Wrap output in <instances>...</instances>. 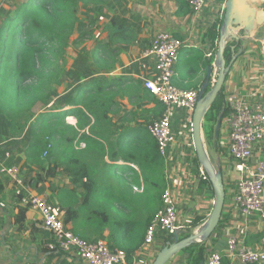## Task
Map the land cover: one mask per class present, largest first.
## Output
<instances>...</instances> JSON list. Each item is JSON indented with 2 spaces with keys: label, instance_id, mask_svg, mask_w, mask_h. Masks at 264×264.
<instances>
[{
  "label": "trees",
  "instance_id": "1",
  "mask_svg": "<svg viewBox=\"0 0 264 264\" xmlns=\"http://www.w3.org/2000/svg\"><path fill=\"white\" fill-rule=\"evenodd\" d=\"M0 1L3 2L4 0ZM176 1L180 9H190L189 0ZM109 2L110 0H28L12 12H5L2 5H0V145L3 148L0 153V161H5V154L7 152L11 153L12 157L5 163L7 165L23 164V175L25 178L27 176L30 177L29 181H26L24 178L25 184L30 188L31 185H34L38 189L41 183H47V181L55 179L56 176L58 166L56 165L57 155L53 143H57L58 148L64 146V158H68L77 164L72 168L74 171L69 173V176L75 185L80 184L81 188L85 190L83 194L78 191L73 194H65L64 203L61 202L60 205L58 204L65 210V224L71 226L73 233L84 240H105L112 250H124L128 255L129 263L133 264L138 247H141L145 242L146 232L154 218V214L162 208V199L159 196V192L162 188L164 191L166 187L164 174L163 178L157 177V163L160 160L163 164L165 163L159 154L156 141L145 136L142 139V145L139 150L132 149L119 152L118 147L119 145L123 146L125 144L126 138H122L121 140L119 136L117 138L119 144L115 143L113 145L110 143L108 149H106L101 142L87 135H83L82 140L87 142L88 150L79 153L80 157H76L75 152L71 153L72 144L78 133L74 135L73 139L70 138L68 133L71 127L64 123L65 114L56 115L55 111L60 110L62 104H76L81 108L78 112L80 116L78 118V129L84 130L90 126L92 121L87 117L86 113L92 114L93 108L91 101L95 96H91L90 92L81 83L100 75V70L95 69V64L89 66L81 58L76 59V62H80L79 68L68 72L69 76L71 74L73 89L65 95H60L57 87L55 89H49L43 99V104L49 102L54 103L52 106L54 114H42L33 121V118H35L32 112L33 103H31L29 108L30 115L24 117L23 113L26 100L22 99V95L23 93L28 94L30 89L25 85L38 83L41 79L39 77L38 60L41 59L40 55L43 51L39 48V45L43 43L44 38L47 39V43L56 46L61 52L66 54L70 46L78 45L88 37V33L84 28L85 17L87 15L84 14L83 10L88 11L93 9L96 13L103 15L106 8L111 9ZM117 20L116 18L113 21L115 22ZM222 25V21L220 24L214 23L209 30L212 45L220 39L221 27H218ZM243 43V41L229 42L224 53L227 65L234 58L231 50L232 47H236L237 54L243 48ZM214 61L213 58L206 60L204 67L208 69L213 66ZM58 84H60V81ZM224 89L225 86L205 116V124L203 127L206 131L207 141L216 140L215 129L218 119L222 116L224 120L229 114L228 108L224 105ZM210 90L211 87L209 86L205 94ZM101 92L102 90L99 88L97 93L101 95ZM150 95L153 96L152 94ZM162 113L163 107L157 101L152 111V118L145 121L141 129L146 131L147 125L152 121L158 120ZM187 117L185 112H180L173 122V128L176 129L184 125L187 122ZM103 119L106 118L101 117L99 121L96 119V122H101ZM107 121L109 127L114 128L116 124L110 120ZM90 128L93 130L94 124ZM44 129L48 130V134L42 137L40 134ZM72 130L74 131L75 129L72 128ZM116 134L117 132L114 133V135ZM93 135L100 139H106L101 134L96 133ZM92 143L95 144V147ZM50 145L51 148L49 149ZM17 148L20 149L17 151ZM94 149L96 152H94L92 157L103 158L108 151L112 160L118 158L119 154L122 153L126 159L139 160L141 162L144 170L142 176L144 190L137 204L150 213L140 227L138 223H129L128 228L132 226L130 228L131 230L127 232L126 230L128 228L125 229L126 227H122L126 223L120 222L113 224L111 216L105 211L102 212V210H97V208L91 210L90 203L93 200L98 203L103 202V197L100 194H104V191L107 192L109 191L108 188H110L107 179L102 173L99 174V171L94 166L90 164L79 165L83 158H85V155L88 159L90 158ZM97 151L100 152V155ZM16 152L20 157L15 156L17 155ZM192 161L195 169L194 172H197L200 168L197 156ZM222 167L224 165L221 164V169ZM67 169L71 171L70 167H67ZM35 171L37 173L32 177ZM137 182L133 183L139 187L140 184H137ZM5 186L0 175V194L5 190ZM199 189V194H202L205 189H209L215 198L214 189L209 180L201 181ZM99 190L102 192L99 193ZM53 192L55 193L54 189ZM16 194L18 200H20L23 194H19L17 191ZM38 194H43V192L40 191ZM93 194L99 195L95 198ZM61 195L58 194L60 198ZM80 199H83V202L79 203ZM107 200H114V197L110 195ZM18 209V213L15 215V221L19 225V229H22L21 227H23L28 218V212L21 208ZM223 214L224 210L222 216ZM205 222V217H196L192 225L198 227ZM224 224V220L221 217L217 229L207 239V243L201 242L193 244L183 250L182 264H206L208 256L215 251L214 244L208 246V243L212 242L215 233L222 229ZM107 230H109L108 234H106ZM90 235H93L94 239H91L92 237ZM189 236L190 234L183 233L181 238L186 239ZM171 237L166 233L159 234L157 238L159 248L163 249L166 247ZM136 240L139 241V244L133 246L137 242ZM215 242L216 240H214ZM51 253L60 254L61 252L55 249L51 250Z\"/></svg>",
  "mask_w": 264,
  "mask_h": 264
},
{
  "label": "crops",
  "instance_id": "2",
  "mask_svg": "<svg viewBox=\"0 0 264 264\" xmlns=\"http://www.w3.org/2000/svg\"><path fill=\"white\" fill-rule=\"evenodd\" d=\"M109 4L111 9L106 8L102 15V18L105 17L102 22L103 29L101 30L103 34L100 35V32L97 34L95 32L96 38L101 40L107 38V41L103 42L105 44H99L103 45L104 50H101L100 47L92 49L94 56L96 58L99 56L104 62L108 61L109 66L107 70H100V75L85 81L87 91L96 98L91 101L92 114L86 113L92 121L91 125L94 124V129L91 130V125L84 130L78 129V118L80 117L78 112L81 108L76 104H62L61 109L55 111L56 115L65 114L64 123L71 127L69 133L73 135V138L78 133L71 148V153L75 152L76 157H80L79 153L88 150L87 142L82 140L83 135L101 142L108 149V145L110 143L114 145L115 138H118L124 131L128 137L131 135L130 132L135 129L141 132L143 130L141 129L142 124L152 118V111L157 99L143 88L142 81L138 76L142 71L143 54L149 49L157 34L168 32L183 40L184 47L179 53V59L182 54L191 56L194 51L201 52L205 60H210L207 58V53L210 52V47L213 45L209 37V30L214 23H220L216 20L215 13L212 10L213 7L207 9L200 18L196 19L190 9H180L176 0H110ZM116 18L118 20L114 22L113 20ZM262 34L264 33L261 31L259 35ZM255 48L257 46L252 49ZM255 55L257 56V54ZM255 55L249 57L251 59L246 61V65L237 75L234 72L230 75V71L225 88L232 87L238 91H244L255 85L258 78L256 65L258 63L255 60ZM246 56L247 54L242 53L238 57L244 61ZM177 68L178 62L176 64L175 84L182 90H200L206 82L208 69L204 65L201 66V62L197 66H189L183 74H180ZM99 88L102 90L101 95L97 93ZM72 89L73 87L66 91L64 89L61 95H65ZM116 91L121 92L123 98L115 99ZM101 117L106 119L98 122ZM107 120L116 124L114 128L109 127ZM72 128L75 130L73 131ZM115 132H117L116 135H114ZM96 133L105 136L106 139L95 137L93 134ZM145 136L153 139L146 130L140 135L133 136L134 141L130 146H127V144L119 145V152L132 149L139 150ZM63 151L64 146L60 148H58V145L55 146L58 169H56L54 180L58 176H60L59 178L62 176L61 182L60 180L56 181V188H53L55 203L57 204L64 203L65 194H73L77 191L82 194L85 192L80 184L75 185L71 180L69 173L74 171L72 168L77 164L68 158H64ZM94 152H96L95 149L89 159L85 155L79 165L90 164L99 171V174L101 173L100 167L107 170L108 174L114 175L118 173L116 172L118 168L121 173H125L132 180V183L138 181L139 187L133 183V188L142 194L144 190L142 177L144 170L139 160L126 159L122 153L119 154L118 158L112 160L108 151L103 158L92 157ZM97 152L100 155V152ZM67 167H70L71 171H68ZM122 167H129V169L127 172H123ZM222 169L226 172L225 166ZM234 174L236 176L235 180H237L238 175L234 172L233 176ZM1 177L6 186L0 194V249L2 254H6L5 258L7 259L0 264H84L75 255L52 254L50 245L53 243V239L48 233L37 227H32L28 222V218L21 227L22 229H19V225L15 221V215L19 210L17 190L6 177ZM50 185V182L45 183L46 188H49ZM29 189L32 190L30 187ZM58 194H62L61 198ZM214 204L215 198L212 194H199L196 192L189 199L186 198V205L180 209L181 220L186 224L184 234L199 232L205 223L194 227L192 222L196 217H205L207 221L213 211ZM230 204L231 194H226L222 216L225 224L220 229L222 233L219 235L215 233L212 242L208 243V246L214 244V252H224L228 234L231 233L237 235L246 247L252 249L262 248L264 246V222L255 219L245 220L230 207ZM69 227L71 228V226ZM214 240H216L215 243ZM137 244H139V241L133 246ZM141 247H138L136 255H140L136 263L133 264H152L161 248H159V252L151 249L149 254L143 253V256H141ZM182 255V252L178 253L167 264H182ZM141 257L144 260H141Z\"/></svg>",
  "mask_w": 264,
  "mask_h": 264
},
{
  "label": "built area",
  "instance_id": "3",
  "mask_svg": "<svg viewBox=\"0 0 264 264\" xmlns=\"http://www.w3.org/2000/svg\"><path fill=\"white\" fill-rule=\"evenodd\" d=\"M249 2L264 7V0ZM225 4L226 0H189V8L196 19L213 7L216 20L220 22L224 20ZM220 27L222 26L218 28ZM261 31L264 33V30H260L245 39L249 40V48L257 46L255 60L258 63V78L255 85L244 91L232 87H226L223 91L229 114L222 134L227 136L223 149L227 150L234 172L238 175L233 188L227 193L231 194L230 207L247 221L255 219L264 222V34L259 35ZM219 40L210 47L208 59L216 61ZM183 47V40L173 34H157L143 54L142 71L138 76L143 88L163 107L161 117L149 123L146 130L156 141L166 169L162 208L147 229L141 254H149L159 234L173 236L177 232L186 231L180 209L186 205V198L199 193L201 181H210L203 167L200 166L194 172L192 160L196 153L193 142L190 144L191 150L187 154L185 152L187 139L183 135L188 130L192 138V117L199 101V90H182L175 84L176 64ZM216 79L217 76L213 78V85ZM180 112H185L188 117L183 125V133L176 135L173 122ZM2 150L0 145V153ZM11 157V153L7 152L5 161H0V175L6 177L19 194H23L19 200V208L27 210L31 226L51 236V250L58 249L69 256L75 255L84 264H130L127 253L121 249L112 250L107 241H87L75 235L65 224V210L52 203L47 195L30 191L25 184L22 169L18 165L5 163ZM119 175L129 180L125 173ZM139 255H135L133 263H136ZM206 264H264V246L260 249L246 247L237 235L230 233L224 252H212Z\"/></svg>",
  "mask_w": 264,
  "mask_h": 264
},
{
  "label": "rangeland",
  "instance_id": "4",
  "mask_svg": "<svg viewBox=\"0 0 264 264\" xmlns=\"http://www.w3.org/2000/svg\"><path fill=\"white\" fill-rule=\"evenodd\" d=\"M27 1L28 0H4L3 2L0 1V5H2L5 12H12L16 10L21 4ZM83 12L84 14L87 15L85 17V27H84L86 32L88 33V37L86 39L82 40L78 45L70 46L66 54L61 52L60 49L57 48L56 46H53L52 44L47 43V39L45 38H44L43 43L39 45V48L43 51V53L40 55L41 59L38 60L39 77L41 79L39 80L38 83H34V84L31 83L29 85L28 84L25 85L26 87H29L30 89L28 91V94L23 93L22 95V99L26 100V103L24 104V107H23L24 117H27L30 115L29 108L31 106V103H33L32 112L35 116V118H33V121L42 114H54V111H52L53 109L52 106L54 103L49 102V103L43 104V99L45 95L47 94V92L49 91V89H55V87H57L59 90V94L61 95L64 89L66 91L70 87L73 86L71 74L69 76L68 72L71 70H77L79 68L80 62H76L77 58H81V60L85 61L86 64L89 66H92L93 64H95V69L97 70H103V69L107 70L108 69L109 62L102 61L99 56H97L96 58V56H94L93 51H92L93 48H97V47H100L102 48L101 50H104L103 45H99V44H102L103 42L107 41V38L105 40L96 38L95 32L96 34L98 32H100V35L103 34L101 30L103 29L102 22L105 17L102 18L103 16L99 13H96V11L93 9H90L88 11L83 10ZM243 41H244L243 43L244 45L242 49L244 51L243 53L247 54L246 59L242 61L240 60L241 58L238 57L236 62L233 64L230 75H232L233 72L235 73V75H237L239 71L243 69L244 65H246V61L248 59H251L249 57L258 53L257 48H255L253 52L252 49L247 46L249 41L247 40H243ZM229 42L231 41L229 40ZM248 51H250L251 53H249ZM178 60L179 61H178L177 69L180 74L185 73L186 70L189 68V66H197L200 62H201V66H203L205 64L204 61L206 62L201 52H194V51L192 52L191 56H186L182 54L180 59ZM59 81H60V84H58ZM85 84L87 83L84 81V83H82V86H86ZM114 97L115 99L117 98L121 99L123 98V95L121 94V92L116 91ZM224 103H225V100H224ZM225 119L222 121V128L220 130V135L216 140L214 141L206 140V131L204 127H203V133H204V144H205L206 154L208 156V159L214 166V168L217 170V167L221 166V164L226 166L225 167L226 172H224L223 170V175H224L223 178H224V183H225V192L227 194L233 188V184L236 182L235 180L236 176L235 174L233 176L234 165L232 161L229 159L227 150L223 149V146L225 145L227 141V136L222 134L225 128ZM204 124H205V120H204ZM173 127H174V123H173ZM183 131H184L183 125L179 128L174 129V132L176 135L183 133ZM143 132H144L143 130H141L140 132L139 130L135 129L132 132H130V134L133 136H137V134L140 135ZM47 134H48V130L44 129L40 135L42 137H45ZM68 135L70 136V138H73V135L71 133H68ZM131 135L129 137L126 136L125 131L123 132V134L120 135L121 140L122 138H126L125 144H127V146H130L132 141H134V138ZM184 137L187 139L186 151H185L187 154V152L191 150L190 144L192 143L191 134L188 133V130L186 134L184 133L183 138ZM115 139H116L115 143H118L117 137ZM56 144L57 143H53V145L55 146ZM19 149L20 148H17L16 150L18 151ZM16 154H17L15 155L16 157H20L17 152ZM18 166L22 169L21 165H18ZM103 169L104 168L100 167V172L107 179V182L110 188H108L109 191L107 192L104 191V194H100V196L103 197L102 199L103 202L98 203L93 200L90 203L91 210H94L97 208V210H102V212L105 211L106 213H108V215L111 216L112 218L111 221L113 224H117L120 222L126 223V225H122V227H126L125 229L128 228L129 223H138L139 224L138 226L140 227V225L144 223L146 217L150 213L145 208L137 204V201H139L140 199L141 193H139L137 190H135V188H133V183L131 179L127 180L126 177H123V178L120 177L119 174L121 172L118 168L116 170V172H118L116 175L111 174V173L108 174V171L103 170ZM128 169L129 167H122L123 172H127ZM157 169H158L157 177L163 178V174L166 171V169H165V164H163L161 160L159 163H157ZM36 173L37 171H35V173L32 174V177H34ZM59 177L60 176H58L56 180L52 179L50 181H47V184L50 182L52 185L49 188H46L45 183H41L38 189H36L34 185H31V189H32L31 191L34 193H40V191H42L43 194H47L50 197L51 201L55 203V196H54V192L52 188H56L55 187L56 181L60 180L61 182L62 176L61 178ZM25 179L26 181H29L30 177L27 176ZM162 191H163V188L159 192V196L161 199H162ZM100 192L102 191L99 190V193ZM202 194H212V193L209 189L208 190L205 189ZM93 195L96 198V196H98L99 194H93ZM110 195L114 197V200H107L109 199ZM81 202H83V199L79 200V203ZM58 204L60 205V203ZM131 226L126 230L127 232L131 230L130 229ZM108 233H109V230L106 231V234ZM220 233H222L221 230H218L216 232V234L218 235ZM90 237H92L91 239H94L93 235H90ZM202 243H207V240L202 241ZM151 249L153 251L159 252L158 243H155V245L152 246ZM5 255H6L5 253L2 254V251L0 249V263L7 259L5 258ZM141 256L143 255L141 254ZM141 260H144V258L141 257Z\"/></svg>",
  "mask_w": 264,
  "mask_h": 264
},
{
  "label": "water",
  "instance_id": "5",
  "mask_svg": "<svg viewBox=\"0 0 264 264\" xmlns=\"http://www.w3.org/2000/svg\"><path fill=\"white\" fill-rule=\"evenodd\" d=\"M226 11L221 27L220 44L213 66L208 68L206 82L199 90V101L192 117V142L194 151L201 167L209 176L215 193V204L203 228L196 234H190L182 239V232H177L170 238L167 246L160 250L152 264H167L175 255L193 244L207 240L217 229L225 206L226 192L221 166L214 168L205 150L203 124L205 116L216 101L218 95L227 85L228 75L235 60L243 53L240 49L236 54V47H232L234 58L227 65L224 53L230 41H243L252 34L264 30V7L251 3L249 0H226ZM217 76L213 85V78ZM211 90L205 94L208 87ZM223 117L220 116L215 129L217 139L222 127Z\"/></svg>",
  "mask_w": 264,
  "mask_h": 264
}]
</instances>
